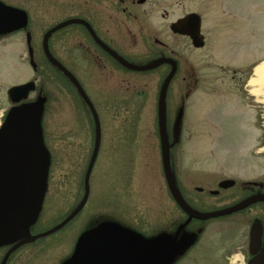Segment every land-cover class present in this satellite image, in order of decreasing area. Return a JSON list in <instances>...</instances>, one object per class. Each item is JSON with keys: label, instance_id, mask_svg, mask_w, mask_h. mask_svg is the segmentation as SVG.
I'll return each mask as SVG.
<instances>
[{"label": "flooded vegetation", "instance_id": "flooded-vegetation-1", "mask_svg": "<svg viewBox=\"0 0 264 264\" xmlns=\"http://www.w3.org/2000/svg\"><path fill=\"white\" fill-rule=\"evenodd\" d=\"M247 15V11H241L237 0H43L40 17L43 24V62L58 72L63 83L87 108L90 117L89 145L92 148L90 160L94 151L95 159L98 156L104 131L128 133L131 128V131H137L141 127L139 124L131 127L130 117L137 122V117L142 116L141 101L145 98L154 97L157 100L156 129L159 133V101L162 88L167 83L164 131L170 172L176 181L173 157L175 149L179 148L176 134L183 131L184 116V107L176 108L177 101L180 99L186 104L197 87L204 84H228L251 95L244 88L248 80L244 71L223 66L215 60V41L212 38L225 31L234 33L242 16L246 21ZM252 16L253 11L250 12L249 22ZM26 17L28 20V14ZM20 31H3L0 43ZM25 34L29 45L32 33L27 30ZM226 70L231 73L228 83L214 76L215 71L224 73ZM32 81L36 83V80ZM87 81L89 94L85 86ZM131 102L136 104V108L131 107ZM251 123L255 127L257 118ZM108 142L111 143L110 140ZM71 147L77 145L62 142V157H68L67 149ZM225 180L216 183L205 179L203 182H207L202 184V189L194 187V190L206 195V198H220L228 190H237L239 193L234 196V206L263 195L257 183H245L243 187L234 182L231 187L221 188L220 184ZM48 189L47 181L42 210L37 222L29 228L28 239L0 247V264H160L161 254L178 251L175 241L181 240L183 232L198 234L201 231L195 226L198 221H187L183 212L185 220L180 222L172 214L169 217L164 215L169 224L167 228L162 227V221L152 226L143 221L130 222L126 215V219H120L93 212L86 217L77 236L64 242L55 236L73 226L83 215L88 206L89 190L85 187L84 177V188L73 189L67 196L64 193L59 210H52L55 214L47 215L46 208H50ZM184 201L189 205L185 198ZM258 205L264 206V202ZM254 206L257 205H250L240 212L244 214ZM43 214L45 222L54 224L49 230L43 228ZM258 220H254V225L261 228L263 244L264 222L257 223ZM93 230H98L95 237L81 241L85 233ZM164 236L175 240L170 244L161 241ZM249 240L250 231L244 240L245 247H242L246 251L244 261L247 263L251 260ZM190 246L188 250L180 251L170 264L185 260L195 248ZM229 257L228 254L223 257L226 264L230 263Z\"/></svg>", "mask_w": 264, "mask_h": 264}, {"label": "rangeland", "instance_id": "rangeland-1", "mask_svg": "<svg viewBox=\"0 0 264 264\" xmlns=\"http://www.w3.org/2000/svg\"><path fill=\"white\" fill-rule=\"evenodd\" d=\"M0 1L24 13L26 18L23 32L17 30L20 32L0 43V123H3L11 109L7 90L36 80V91L26 103H35L40 99L43 102V141L50 156V202L47 201L50 208H46V214H55L52 210H59L64 193L67 196L73 189L84 188V177L92 151L89 145V113L78 96L63 83L58 72L43 62V24L40 18L43 0ZM237 1L241 11H247V20L243 19V14L234 33L225 31L212 37L215 41L214 58L223 66L244 71L245 79L248 78L244 88L250 92L248 81L253 76L250 68L264 60V0ZM27 30L32 33L29 45L25 34ZM29 49L34 70L28 61ZM214 73V76L225 82L231 76L227 70ZM85 86L89 94L88 81ZM141 103L142 116L137 117V122L130 117L131 127L133 124L141 125L137 131H131V128L128 133L103 132L102 144L88 179V206L79 220L57 234L56 239L65 242L77 236L80 232L78 229L93 212L120 219H126V215L130 222L143 221L152 226L162 221L164 228L169 226L164 215L169 217L172 214L179 222L185 220L182 211L171 200L166 184L160 135L156 129L157 100L149 97ZM135 106L131 102V107ZM178 107H184V116L183 131L176 134L179 148L175 149L173 157L177 174L175 182L189 207L197 213L208 214L234 206V196L239 193L237 190H228L220 198H206V195L196 192L194 187L202 189V184L207 182H203L205 179L216 183L224 179L233 180L243 187L245 183H257L264 195V93L255 98L242 89H233L232 85L204 84L197 87L186 104L179 99ZM256 118L257 123L253 127L251 121ZM122 140L125 142L122 143ZM62 142L77 145L67 149V158L62 157ZM232 191L234 195H231ZM259 203L252 204L257 206L244 214L237 211L210 220L195 219L198 221L195 226L201 231L198 234L185 231L181 235V239L188 237L195 248L179 264H226L223 260L225 254L230 256L231 261L236 256L245 258L246 251L242 247H245L244 240L250 227L256 219H259L257 223L264 222V206ZM41 220L45 230L54 227V224L44 221V214ZM231 261L229 264H234ZM236 264L242 263L237 261Z\"/></svg>", "mask_w": 264, "mask_h": 264}, {"label": "water", "instance_id": "water-1", "mask_svg": "<svg viewBox=\"0 0 264 264\" xmlns=\"http://www.w3.org/2000/svg\"><path fill=\"white\" fill-rule=\"evenodd\" d=\"M23 14L0 3V33L10 29L24 28L26 18ZM29 55L32 57L31 51H29ZM31 65L34 66L32 61ZM66 74L72 80L71 76ZM166 87L167 83L162 88L159 101L162 164L168 189L178 207L187 215V221L219 218L242 210L253 203L264 202V196H256L233 207L208 214L197 213L185 203L169 167L168 145L164 131ZM35 89V82H28L10 88L7 91V96L13 104H18L27 100ZM85 100L89 104L86 97ZM42 103V100H39L35 103L13 107L0 126V247L26 241L29 237V228L36 223L42 210L50 167V156L44 145L41 126ZM95 156L96 151H94L86 172L87 191L88 179ZM233 184L232 180H227L222 182L220 187L228 188ZM97 232L98 230H93L85 233L81 237V241L92 239L97 235ZM161 238V241H166L169 244L175 240L165 236ZM249 241L252 258L248 264H264V243H261L259 225L252 226ZM175 242L179 246L178 251L174 250L171 254H161L160 264H170L180 251H185L191 245L188 237Z\"/></svg>", "mask_w": 264, "mask_h": 264}, {"label": "bare ground", "instance_id": "bare-ground-1", "mask_svg": "<svg viewBox=\"0 0 264 264\" xmlns=\"http://www.w3.org/2000/svg\"><path fill=\"white\" fill-rule=\"evenodd\" d=\"M251 94L258 98L264 93V61L256 66L253 76L248 81Z\"/></svg>", "mask_w": 264, "mask_h": 264}]
</instances>
